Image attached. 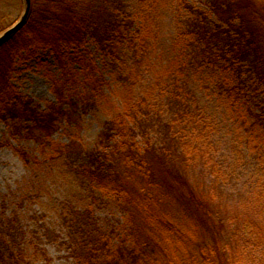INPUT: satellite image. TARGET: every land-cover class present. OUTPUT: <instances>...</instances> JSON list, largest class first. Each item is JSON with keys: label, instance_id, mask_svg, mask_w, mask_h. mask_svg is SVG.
Returning a JSON list of instances; mask_svg holds the SVG:
<instances>
[{"label": "trees", "instance_id": "trees-1", "mask_svg": "<svg viewBox=\"0 0 264 264\" xmlns=\"http://www.w3.org/2000/svg\"><path fill=\"white\" fill-rule=\"evenodd\" d=\"M160 1L31 0L26 24L0 44V122L12 135L59 151L54 133L78 124L103 90L100 70L84 55L92 39L126 91L121 103L106 101L112 109L93 147L68 145L65 152L78 158L77 177L91 193L115 203L123 222L109 234L95 226L89 211L70 213L74 262L264 264V0H202L205 8L176 0L183 15L163 50L164 64L156 68L151 52ZM11 5L23 6V0H0V23ZM5 28L0 24V31ZM40 51L54 58L61 79L54 81L57 101L46 108L12 82L17 60ZM74 63L88 93L83 99L73 84ZM144 81L149 85L141 87ZM225 129L240 138L242 149L247 144L256 166L243 196L250 217L235 215L227 223L200 194L223 190L238 176L220 152L217 136ZM1 145L25 165L36 160L8 141ZM240 152L234 145L236 159ZM7 240L0 233V264H32L23 248Z\"/></svg>", "mask_w": 264, "mask_h": 264}, {"label": "rangeland", "instance_id": "rangeland-1", "mask_svg": "<svg viewBox=\"0 0 264 264\" xmlns=\"http://www.w3.org/2000/svg\"><path fill=\"white\" fill-rule=\"evenodd\" d=\"M196 7L205 8L202 0H186ZM161 12L158 25V38L153 46L154 65L164 64L171 37L176 31L179 19L183 15L176 0L159 2ZM22 5L7 9L8 17L2 21V27L12 25L22 12ZM159 9V8H158ZM2 31H0L1 33ZM155 52V53H154ZM163 53V54H162ZM84 55L93 60L103 76V90L100 96L92 97L91 106L86 114L81 116L78 124L61 126L53 135V141L61 145L59 151L42 149L32 138L25 134L12 135V132L0 122V140L8 141L12 146L23 148L34 159L30 165H25L10 146H0V233L7 237L9 244L24 249L32 264H76L71 256L70 237L67 225L70 213L74 211H89L95 226L106 233H112L123 222L120 208L110 200L91 193L76 174L78 158L72 153H66L68 145L74 148H91L96 143L98 132L112 108H108L107 100L111 103H121L120 98L125 89L120 85L117 74L110 69L92 39L86 44ZM161 56V57H160ZM160 57V59H158ZM164 57V58H163ZM76 85L79 99L86 93L82 78V70L74 63L70 67ZM154 72V71H153ZM150 72V73H153ZM60 71L54 58L48 51H40L31 59L17 60L12 82L19 92L30 97L41 108H46L49 102L57 101V89L54 81H60ZM150 83L154 78L150 79ZM141 87L147 86L144 81ZM138 86L139 89H141ZM72 90V89H71ZM120 105V104H118ZM225 129L217 136L220 143L223 161L230 162L238 168L236 180L223 190L213 194L200 193L204 203L217 214L218 219L226 222V218L238 216L240 219L251 213L243 207L245 189L253 185L252 173L256 168L251 152L240 138L227 134ZM240 147L242 159L233 156V146ZM47 150V151H46ZM61 152V153H60ZM49 155H53L51 159ZM172 176H166L168 181ZM204 192L203 190H198ZM213 197V198H212ZM210 202H207V200ZM183 201L180 198V202ZM193 210V202L186 203ZM250 217V216H249ZM233 220V219H231Z\"/></svg>", "mask_w": 264, "mask_h": 264}, {"label": "water", "instance_id": "water-1", "mask_svg": "<svg viewBox=\"0 0 264 264\" xmlns=\"http://www.w3.org/2000/svg\"><path fill=\"white\" fill-rule=\"evenodd\" d=\"M30 10L31 0H23L22 12L19 18L0 33V44L9 39L14 33L18 32L26 24Z\"/></svg>", "mask_w": 264, "mask_h": 264}]
</instances>
